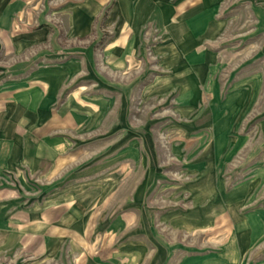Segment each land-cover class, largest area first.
<instances>
[{
	"label": "rangeland",
	"instance_id": "obj_1",
	"mask_svg": "<svg viewBox=\"0 0 264 264\" xmlns=\"http://www.w3.org/2000/svg\"><path fill=\"white\" fill-rule=\"evenodd\" d=\"M83 1L0 0V264H264V0L213 10L193 98L180 20Z\"/></svg>",
	"mask_w": 264,
	"mask_h": 264
},
{
	"label": "crops",
	"instance_id": "obj_2",
	"mask_svg": "<svg viewBox=\"0 0 264 264\" xmlns=\"http://www.w3.org/2000/svg\"><path fill=\"white\" fill-rule=\"evenodd\" d=\"M221 0H84V5L92 9L112 5L110 8L114 20L117 17L128 23H140L142 20L153 19L158 25L168 19L180 20V25L173 27L169 34L174 40L159 48L158 53L166 55L190 56L187 58L186 69L190 71V98L196 94L198 81L208 63V55L202 47L205 38L209 37L212 12ZM92 11V10H90ZM205 21V22H204ZM190 25V30L182 32ZM199 23V24H198ZM200 23H203L202 25ZM189 29V28H188ZM198 30V32H196ZM172 38V39H173ZM190 38V47H186ZM183 62V61H182ZM182 62H173L174 68H181ZM181 63V64H180ZM190 63V64H189ZM172 64V65H173ZM196 88V89H195Z\"/></svg>",
	"mask_w": 264,
	"mask_h": 264
}]
</instances>
